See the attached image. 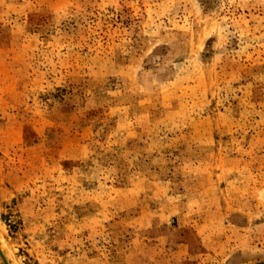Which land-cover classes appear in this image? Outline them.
<instances>
[{
  "label": "rangeland",
  "instance_id": "374dc122",
  "mask_svg": "<svg viewBox=\"0 0 264 264\" xmlns=\"http://www.w3.org/2000/svg\"><path fill=\"white\" fill-rule=\"evenodd\" d=\"M264 261V0H0V264Z\"/></svg>",
  "mask_w": 264,
  "mask_h": 264
},
{
  "label": "bare ground",
  "instance_id": "6f19581e",
  "mask_svg": "<svg viewBox=\"0 0 264 264\" xmlns=\"http://www.w3.org/2000/svg\"><path fill=\"white\" fill-rule=\"evenodd\" d=\"M246 264H264V261H261V262H251V263H246Z\"/></svg>",
  "mask_w": 264,
  "mask_h": 264
}]
</instances>
